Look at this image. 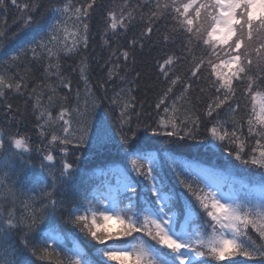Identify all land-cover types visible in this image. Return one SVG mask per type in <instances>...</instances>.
Wrapping results in <instances>:
<instances>
[{
    "label": "snow or ice",
    "instance_id": "6c2138e0",
    "mask_svg": "<svg viewBox=\"0 0 264 264\" xmlns=\"http://www.w3.org/2000/svg\"><path fill=\"white\" fill-rule=\"evenodd\" d=\"M0 108V264H264V0H0Z\"/></svg>",
    "mask_w": 264,
    "mask_h": 264
},
{
    "label": "trees",
    "instance_id": "16d2710c",
    "mask_svg": "<svg viewBox=\"0 0 264 264\" xmlns=\"http://www.w3.org/2000/svg\"><path fill=\"white\" fill-rule=\"evenodd\" d=\"M117 2L119 3H123V0H117ZM133 2H135V0H133ZM13 22V17L11 16V14H9L8 16V23L9 25H11ZM13 31H16L17 29L16 28H13L12 29ZM71 39V37H69V40ZM147 49H145V53H147ZM89 52L90 54L95 57V56H100V55H105V53H101V50L99 47H95V51L92 50V48L90 47L89 49ZM155 52L153 51L151 53L152 56H155ZM140 59L144 60V61H147L149 59V57L147 55L141 57ZM103 61H101L102 63ZM139 63V62H138ZM72 64V61L69 60V61H66V66L67 65H71ZM137 71H140L143 76H144V83L146 84H151L152 81L150 79H148V76H149V73H150V69L147 67V64L146 63H139V66L137 68ZM92 75V79H93V82H95L101 75V73L97 70L93 73H91ZM134 75V73H133ZM73 79V84H72V87H73V90H75V88L77 87V83H76V78L75 76L72 77ZM81 87V90L83 91V86L80 85ZM24 103V100L23 98H18V99H15L13 100V105L14 107L16 105H23ZM10 115V114H9ZM8 121V117L5 116L4 114V109L0 108V128H3L6 123ZM14 124L16 122H13ZM110 123V121H109ZM19 128L21 131L23 132H26L28 133L29 136L32 137V142H33V145L34 146H39L40 145V141L38 139H36V134L31 131V129L33 128V124L30 120L28 121H21L19 123ZM146 136L148 137H151V133H147L145 134ZM148 143H151L154 145L153 148H150L149 150H154L155 147H164L163 143L160 142V143H157L155 141H148ZM182 152H185V153H188L190 156H199L202 160H211V163L213 164H216L217 166H222L224 164V161L225 159L227 158V153H223V150H214V151H217V155H212L207 148L203 147V146H200V147H190V148H187V149H182L181 150ZM222 153V154H220ZM32 157H33V163L36 165L35 168H33L29 173H27V177H31V175H36V174H39L40 173V169H39V158L37 156L36 153H32ZM74 158V157H73ZM94 160V154L91 153V152H86L84 153V158L79 162L80 163V167L83 169V170H87L90 166V164L93 162ZM97 163H99V159L96 160ZM24 177L21 178V181L24 182ZM238 179H241L243 180L244 182H249V177L248 176H238ZM255 179V178H254ZM258 179V178H257ZM258 181V180H257ZM254 187H261V185L259 183H256L253 185ZM183 221L181 220V223ZM78 243H80L81 247L89 253V258L91 259L92 258V254L91 252L89 251V247L87 245V242L86 241H83V240H80L78 241ZM133 243H136V241L132 240L131 238H129L128 242H127V246L128 247H131ZM52 260V264H55V257H51L50 258ZM241 259H244V258H241ZM105 264H110V262L108 261H105Z\"/></svg>",
    "mask_w": 264,
    "mask_h": 264
},
{
    "label": "rangeland",
    "instance_id": "374dc122",
    "mask_svg": "<svg viewBox=\"0 0 264 264\" xmlns=\"http://www.w3.org/2000/svg\"><path fill=\"white\" fill-rule=\"evenodd\" d=\"M257 178H258V177H256L255 179L258 180Z\"/></svg>",
    "mask_w": 264,
    "mask_h": 264
}]
</instances>
